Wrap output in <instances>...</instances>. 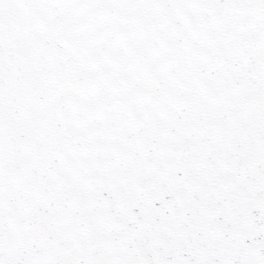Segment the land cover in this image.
Listing matches in <instances>:
<instances>
[{"label": "snow or ice", "instance_id": "snow-or-ice-1", "mask_svg": "<svg viewBox=\"0 0 264 264\" xmlns=\"http://www.w3.org/2000/svg\"><path fill=\"white\" fill-rule=\"evenodd\" d=\"M0 264H264V0H0Z\"/></svg>", "mask_w": 264, "mask_h": 264}]
</instances>
